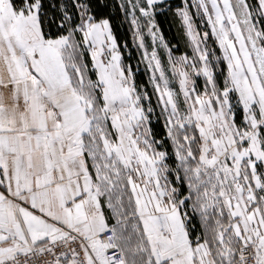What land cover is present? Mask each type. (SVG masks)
<instances>
[{
    "label": "snow or ice",
    "instance_id": "obj_1",
    "mask_svg": "<svg viewBox=\"0 0 264 264\" xmlns=\"http://www.w3.org/2000/svg\"><path fill=\"white\" fill-rule=\"evenodd\" d=\"M157 3L118 9L172 153L123 64L113 0H0V264H264V0L176 7L191 57L173 55Z\"/></svg>",
    "mask_w": 264,
    "mask_h": 264
},
{
    "label": "trees",
    "instance_id": "obj_2",
    "mask_svg": "<svg viewBox=\"0 0 264 264\" xmlns=\"http://www.w3.org/2000/svg\"><path fill=\"white\" fill-rule=\"evenodd\" d=\"M117 5V9L112 11L111 22L113 27V33L117 37V42L120 46V50L122 53V61L125 66L131 65L132 70L135 74V82L138 86V90L141 92L146 91L148 93L149 99H145L142 101L145 108L148 107L149 104L155 109L150 126L155 134V138L157 140H161L162 143L159 146L162 150H166L169 153H172V144L171 141L166 136V130L164 128V118L160 115V107L157 105V95L154 91V87L149 79V72L147 70L146 65L143 63L140 57L139 49L134 42L133 39V29L130 25V20L125 18L124 14L119 11L118 5L120 0H113ZM185 0H162L157 3V11L155 15L156 23L160 28L161 33L163 34L165 40L169 42L170 47L172 48L173 55L178 56L181 53H187L189 57L193 55L192 47L189 44L188 38L185 35L184 29L182 27V23L180 18L175 16L174 10L178 6H184ZM189 6H191V2L187 0ZM167 5H171L172 11L167 9ZM190 11L192 12L197 30L201 33L206 29L203 27L199 18L195 17L194 8L190 7ZM210 32V30H208ZM125 45H127L125 47ZM209 50L211 51L213 48L216 49V55H220L218 47L212 42L211 37L208 44ZM158 55L161 58L162 64L166 68L167 63V52L165 50H158ZM211 60V57H210ZM85 63L88 64L87 74L88 77L95 79V73L92 71L91 67V58L86 57ZM211 66L215 70L216 79L218 83L223 82V77L220 75V69L216 67L215 61L211 62ZM197 89L201 91L202 82L199 77L196 78ZM140 86H143L142 88ZM174 90L178 91V87L174 86ZM233 103H235V94H232ZM236 111V121L239 124L242 121V108L237 107ZM174 160V155L170 157V163ZM170 180H174V174L169 176ZM186 191V186H185ZM190 203V202H189ZM189 212V215L192 216V210L190 208L185 209ZM106 214L108 209L105 207ZM109 217V215H108ZM109 222H112V219L109 217ZM192 224L196 225L197 231L200 230L199 224V216H193Z\"/></svg>",
    "mask_w": 264,
    "mask_h": 264
},
{
    "label": "rangeland",
    "instance_id": "obj_3",
    "mask_svg": "<svg viewBox=\"0 0 264 264\" xmlns=\"http://www.w3.org/2000/svg\"><path fill=\"white\" fill-rule=\"evenodd\" d=\"M191 2V4L193 3V0H189ZM195 10V8H194ZM196 11V10H195ZM130 20V19H129ZM144 38H145V43L146 45L148 46V50L149 52H151V44H152V41H151V37L147 34V31L145 30L144 32ZM136 44V43H135ZM137 45V44H136ZM138 47V46H137ZM139 49V48H138ZM163 48L162 47H158L157 48V51L158 50H162ZM164 50V49H163ZM139 53H140V57L142 56V50L139 49ZM142 60V59H141ZM145 65H146V62H143ZM199 66V65H198ZM166 75L169 77V79L171 80L172 79V76H171V70L167 67V63H166ZM149 72V71H148ZM86 75L88 76L87 72H86ZM150 72H149V77H150ZM199 77L201 79V82H202V88H201V91L204 90V85H205V77L203 75H200V76H193V79L196 80V78ZM174 86H177L178 89H179V85H178V78L176 80H173L172 84H171V87H174ZM179 100H180V107H181V110L183 111L184 110V105L182 103L183 101V96L181 95L179 97ZM185 210V209H183Z\"/></svg>",
    "mask_w": 264,
    "mask_h": 264
},
{
    "label": "crops",
    "instance_id": "obj_4",
    "mask_svg": "<svg viewBox=\"0 0 264 264\" xmlns=\"http://www.w3.org/2000/svg\"><path fill=\"white\" fill-rule=\"evenodd\" d=\"M160 1H162V0H158V2H160ZM89 163H90V162H89ZM182 211H183V209H182ZM105 213H106V211H105ZM107 213H108V214H106V216H108V215H109V217L111 218V214H110V212H109V211H107ZM112 222H114V221H112ZM112 222H111V223H112ZM109 223H110V222H109ZM111 223H110V224H111Z\"/></svg>",
    "mask_w": 264,
    "mask_h": 264
}]
</instances>
